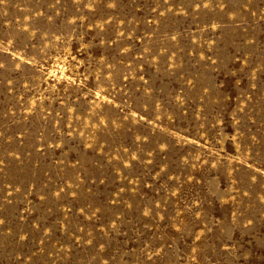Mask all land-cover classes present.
Listing matches in <instances>:
<instances>
[{"label":"rangeland","instance_id":"rangeland-1","mask_svg":"<svg viewBox=\"0 0 264 264\" xmlns=\"http://www.w3.org/2000/svg\"><path fill=\"white\" fill-rule=\"evenodd\" d=\"M0 264H264V0H0Z\"/></svg>","mask_w":264,"mask_h":264}]
</instances>
